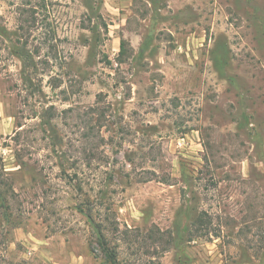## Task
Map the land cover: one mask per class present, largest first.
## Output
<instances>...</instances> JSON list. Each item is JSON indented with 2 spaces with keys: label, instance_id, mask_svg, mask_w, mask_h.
<instances>
[{
  "label": "rangeland",
  "instance_id": "obj_1",
  "mask_svg": "<svg viewBox=\"0 0 264 264\" xmlns=\"http://www.w3.org/2000/svg\"><path fill=\"white\" fill-rule=\"evenodd\" d=\"M49 1L0 0V264H111L108 207L114 264H264V0Z\"/></svg>",
  "mask_w": 264,
  "mask_h": 264
},
{
  "label": "trees",
  "instance_id": "obj_2",
  "mask_svg": "<svg viewBox=\"0 0 264 264\" xmlns=\"http://www.w3.org/2000/svg\"><path fill=\"white\" fill-rule=\"evenodd\" d=\"M30 1V0H28ZM35 7L38 10V12H41L42 15L45 14L47 16V13L51 11L50 5L51 1L49 0H35ZM124 49V41L121 40L120 42V53ZM93 208H89L88 211H86L84 214L85 216L89 219L93 231L95 234L96 238V244L98 245L100 249V257L103 261L109 262L111 264L117 263L120 261L119 258V245L118 243L114 240H111L107 237V233L111 232V234H115L117 231V227L114 225L113 222L109 221L106 212L110 210L108 207L107 209H104V215L99 218L98 220H95V215L92 212ZM108 221L107 223H105ZM210 224H211V218L207 213H204L203 211L198 214L195 219L192 222V227L195 232H197L199 237L202 238H209V235L212 234L210 231ZM111 230V231H109ZM160 230L158 229L157 232ZM162 236H165L164 242L161 246V248H168L171 245L172 242V234L170 232H167L165 234L164 231H161ZM127 233V232H124ZM126 235V234H125ZM136 236V234H135ZM116 237V236H115ZM161 240V238H159Z\"/></svg>",
  "mask_w": 264,
  "mask_h": 264
}]
</instances>
